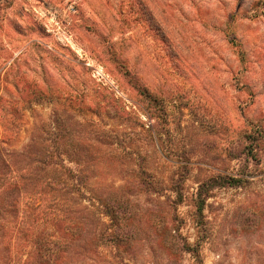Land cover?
Instances as JSON below:
<instances>
[{"label":"rangeland","instance_id":"374dc122","mask_svg":"<svg viewBox=\"0 0 264 264\" xmlns=\"http://www.w3.org/2000/svg\"><path fill=\"white\" fill-rule=\"evenodd\" d=\"M54 109L118 132L160 178L186 176L179 231L201 261L173 243L168 206L147 217L141 195L129 264H264V0H0V143L21 148ZM256 128L248 181L212 190L199 228L198 181L242 170L239 138Z\"/></svg>","mask_w":264,"mask_h":264},{"label":"trees","instance_id":"16d2710c","mask_svg":"<svg viewBox=\"0 0 264 264\" xmlns=\"http://www.w3.org/2000/svg\"><path fill=\"white\" fill-rule=\"evenodd\" d=\"M71 120L54 109L48 121L34 125L21 148L0 143V264H129L125 253L143 231L141 195L152 205L147 217L163 218L161 204L168 206L173 243L201 261L200 242L190 243L179 231L185 174L179 170L160 178L144 166L143 157L133 158L136 149L127 150L133 143L127 145L118 132L97 124L94 135ZM91 134L95 142L86 137ZM261 135L259 128L240 135L237 156L244 163L237 174L220 171L198 181L192 195L196 226L204 224L212 190L248 181V162L257 159ZM127 156L136 161L129 171ZM105 166L109 173L104 174ZM175 166L186 165L176 161ZM113 174L121 184L107 181ZM94 180L99 184L92 186Z\"/></svg>","mask_w":264,"mask_h":264}]
</instances>
